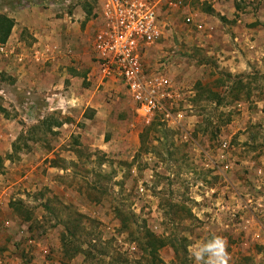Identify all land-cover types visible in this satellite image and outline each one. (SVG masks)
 Instances as JSON below:
<instances>
[{"label":"rangeland","instance_id":"rangeland-1","mask_svg":"<svg viewBox=\"0 0 264 264\" xmlns=\"http://www.w3.org/2000/svg\"><path fill=\"white\" fill-rule=\"evenodd\" d=\"M20 8L78 24L79 42L66 41L77 78L26 90L7 66L37 36L11 30L14 52L0 54V264H193L189 248L213 235L227 239L230 264H264L253 199L264 202V186L248 189L246 220L221 214L216 171L264 155V0H186L173 21L164 14L142 65L163 70L170 96L147 122L122 84L87 76L95 0H0V13Z\"/></svg>","mask_w":264,"mask_h":264},{"label":"built area","instance_id":"built-area-1","mask_svg":"<svg viewBox=\"0 0 264 264\" xmlns=\"http://www.w3.org/2000/svg\"><path fill=\"white\" fill-rule=\"evenodd\" d=\"M185 1L95 0L97 22L89 36V45L101 80L122 84L138 115L146 122L170 92L162 69L155 68L149 74L144 70V52L164 36L165 11L179 9ZM13 52L10 43L0 42V54L8 56ZM166 57L168 54L159 57L158 67L164 65Z\"/></svg>","mask_w":264,"mask_h":264},{"label":"crops","instance_id":"crops-1","mask_svg":"<svg viewBox=\"0 0 264 264\" xmlns=\"http://www.w3.org/2000/svg\"><path fill=\"white\" fill-rule=\"evenodd\" d=\"M182 10L187 11V8H182ZM176 11L175 9L169 11L170 20L173 21L177 17ZM8 16L14 20L12 31L14 29H16L17 32L18 30L28 29L33 32L34 36H37V39L27 46L28 52L25 53L24 57L19 54L15 55L16 59H14L17 60L20 58L21 63L19 64L12 60L7 66V69L11 71V74L15 77L14 79L18 78L26 85V90L36 88V90L40 91L52 88L55 89L56 87L60 88L62 85L61 80H63L64 77L69 76L73 79L77 78L75 71L72 70V73H69L66 66L68 65L67 59L69 60L71 55L69 53H71V51L73 52V49L68 46L66 41L79 42L77 35L78 30L76 29L78 24L76 25L75 22L69 23L67 19L52 18L47 12H42V10H37L36 8H20L18 11L8 13ZM90 25L89 21L86 22L83 27L85 28L83 32L89 33ZM68 26L73 29L75 28L74 31H70ZM200 27H203L202 24ZM203 29L205 30L206 28ZM22 42L23 41L17 42V45L22 44ZM21 48H25L24 44ZM89 75L93 76L92 79L96 80L98 85L102 86L104 84L96 66H93L92 69L87 72L88 77ZM109 81L110 80H105V82H108L105 84H109ZM110 83H112V81H110ZM238 129L239 126L233 130V133L238 131ZM240 136L243 138L242 134ZM225 159L226 156H223V160ZM241 161L242 162L238 166L241 164L243 165L240 166L242 170L239 171L233 168L228 169V163V165L225 164L217 167L216 171L221 174L219 175L220 178H223L221 180L222 184H218L220 195L223 198L218 207V211L222 214L223 210H230L228 214L230 216L233 212L238 213L240 211V213H242L241 217L246 220L250 214H247V210L251 209V205L247 204L245 201V199L250 200V195L247 193L249 192L248 189L251 188L252 191H255L264 186V155L253 153L243 158ZM236 173L242 176V182L236 180V175H234ZM236 195L239 196V198L236 199ZM258 196L259 193H257V196H253V199H255V203L261 207L259 209L260 211L264 209V202L261 203L259 200L261 198L263 199V197ZM235 213L232 214L234 217ZM240 213L238 214L240 215Z\"/></svg>","mask_w":264,"mask_h":264},{"label":"clouds","instance_id":"clouds-1","mask_svg":"<svg viewBox=\"0 0 264 264\" xmlns=\"http://www.w3.org/2000/svg\"><path fill=\"white\" fill-rule=\"evenodd\" d=\"M189 255L193 264H230L231 261L228 241L222 235L197 242L189 248Z\"/></svg>","mask_w":264,"mask_h":264},{"label":"trees","instance_id":"trees-1","mask_svg":"<svg viewBox=\"0 0 264 264\" xmlns=\"http://www.w3.org/2000/svg\"><path fill=\"white\" fill-rule=\"evenodd\" d=\"M88 12H90V10H88ZM13 25H14L13 18L9 17L6 14L0 13V41L1 42H5L8 39Z\"/></svg>","mask_w":264,"mask_h":264}]
</instances>
